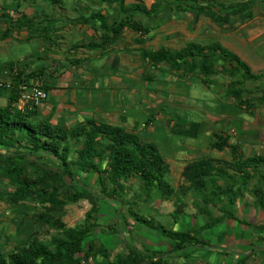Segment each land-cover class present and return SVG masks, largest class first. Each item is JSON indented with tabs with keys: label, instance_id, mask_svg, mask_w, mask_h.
<instances>
[{
	"label": "trees",
	"instance_id": "trees-1",
	"mask_svg": "<svg viewBox=\"0 0 264 264\" xmlns=\"http://www.w3.org/2000/svg\"><path fill=\"white\" fill-rule=\"evenodd\" d=\"M51 1L57 4L61 2ZM101 1L107 4L116 3L120 9V16L109 26L103 27L105 30L101 40L105 42L116 40L125 27L140 33L147 32L148 26L137 14L154 17L159 13V4L147 8L140 2L125 5L124 0ZM162 1L158 0V3L161 4ZM172 2L173 7L169 10L174 9L178 15L183 12H200L216 21L226 22L231 15L247 12L252 0ZM166 14L159 13L163 17ZM21 21L18 18L10 25L22 27ZM99 43L91 42V45L99 46ZM140 53L154 65L165 63L174 69L183 67L188 71L198 70L205 82H208L216 71L215 61L222 59L221 70L231 79L226 85V95L238 99L241 104L248 103L250 111L254 109L250 100L241 97L244 92H254V89L245 83L264 80V73H253L238 54L220 42L213 41L206 45L188 42L175 51L165 47L156 50L141 48ZM15 67L17 75L13 77L14 81L22 74V71ZM2 93H5L7 103L0 106V177L7 179L14 188L0 190V199L5 198L17 203L34 194L40 202L49 203L50 207H63L66 203L76 202L81 198L91 199L92 205L86 211L81 226L68 227L50 214L36 215L40 221L56 229L58 235L51 236L48 241L30 236L25 244L10 251L0 248V264H142L144 261L145 264H170V254H174L178 259L171 264H187V257L196 248L206 245L205 237H201L197 231L212 229L210 231L213 232V228L220 223L230 224L229 221H236L237 227L243 228L242 232H249L246 242H249L250 251L255 250L256 244L254 245L251 239L254 236L263 244L264 236L252 233L249 221L239 220L233 206L236 200L243 196L245 187L254 179L256 184L251 186V189L258 190L254 201L264 207V156L253 154L245 157L237 146L228 145L226 136L215 133L216 140L212 147L229 149L231 159L221 163L209 157H202L189 162L182 176L190 183L191 188L202 196L204 204L219 203L222 215L213 216L210 221L195 229L171 231L152 219L147 220L132 213L136 220L149 229L170 238V241L163 243L167 248L161 249L163 252H160L147 248L145 244L139 248L131 241L122 240L125 249L112 255L107 245L102 242L96 244L98 232H108L104 229L111 226L103 227L100 223V203L111 200L108 202L119 201V205L127 190L126 182L130 178L139 181L140 189L146 197H150L154 190H160L162 198H169L174 192L164 178L167 164L156 144L142 140L135 131L126 130L119 125L97 122L93 118L64 129L53 125L47 119H35L37 108L26 111L14 109L12 104L17 95L15 85L9 89L0 86V94ZM259 93V99L264 103V88L259 89ZM30 155L34 156L35 160L28 159ZM29 169H32V172L28 173ZM219 178L226 182L220 184ZM222 195L226 197L230 208H227L223 201L218 202L217 197ZM175 215L172 213L174 220H177ZM195 224L196 222L192 225ZM112 226H115V223ZM112 229L118 231L115 227ZM233 248L229 251L236 253V258L230 257V261L225 264H240L249 251Z\"/></svg>",
	"mask_w": 264,
	"mask_h": 264
},
{
	"label": "crops",
	"instance_id": "crops-1",
	"mask_svg": "<svg viewBox=\"0 0 264 264\" xmlns=\"http://www.w3.org/2000/svg\"><path fill=\"white\" fill-rule=\"evenodd\" d=\"M152 1L124 0V4L140 2L149 8L147 4ZM91 3L92 6L100 7V16H97L94 10L90 11L86 5L70 0H61L60 4L53 3L51 0H0V80L7 79L11 70L17 66L26 78L37 77L42 82L48 97L38 108L35 119H47L53 125L69 129L88 118H93L97 122L119 125L126 130L135 131L142 140L155 143L159 152V147L164 148L160 152L167 164L164 178L174 192L169 198H162L160 190H154L160 195L159 201L155 199V204L152 201H144L143 205L141 203L136 210L132 205L129 207V204H126L127 201L119 205V201L112 202L113 206H119L124 211V218L118 221L124 227L125 234L133 230L131 227L133 225L129 222L136 218L132 216V213L155 222L158 221L152 216L166 214L171 216L172 221L177 223L180 219L189 226L193 224V221L204 220L205 217L203 218L201 212L192 208V204L195 203L192 198L194 193L191 194L190 183L184 180L182 172L189 162L202 157H209L221 163L229 161L231 159L229 149L212 147L216 140L215 133L225 136L223 132H227V128L237 126L241 122L242 110L247 111L250 116L257 110L254 108L250 111L248 103L241 104L238 99L226 95V85L231 79L221 70L222 59L215 61V69L219 70L215 71L216 73L208 82H205L198 70L188 71L183 67L174 69L165 63L154 65L141 55L140 49H148L146 45L153 43V40L149 39L150 35L145 33L154 27L152 26L155 23L154 19L161 20L167 17L170 7L157 8L160 14L167 13L164 17L158 13L154 17L144 16L147 18L146 21L141 19L148 26L147 32L140 33L125 27L116 40L105 42L101 40L105 30L103 27L109 26L120 16L119 6L116 3L107 4L101 0H91ZM18 18L23 21H21L22 27L11 26L10 24ZM187 35L183 43L175 38V43L171 45L164 43L160 47L175 51L188 42L202 45L199 41L187 39ZM256 36L254 34L248 36L243 43L238 37V44L221 42V39L214 41L222 43L223 46L238 54L250 66L251 71L258 74L264 73V49L257 47V43L253 44ZM91 42H100V45L92 46ZM158 48H149V50ZM32 72L36 73L31 74ZM194 75L198 76L205 88L214 93L215 103L212 105L216 112H206V115H203L205 118L201 121L190 120L185 114L178 112L187 106L183 104L185 97L187 100L193 98L190 92L191 87H188L189 91L186 94L182 92V89L185 87L187 89V85H193L190 81ZM245 84L252 87L254 92L250 94L244 92L242 99L250 100L254 96H259V89L264 88L263 79L247 81ZM163 92H166L167 96L162 97ZM0 103V106L7 103L5 93L0 94ZM164 103H168L170 108H163ZM259 120L260 118H255L254 124L256 125ZM243 121V128L247 130L241 135L234 136L230 141L227 140L228 145L237 146L239 152L245 157L253 154L264 156L263 143L257 144L255 140L259 134L258 129L251 126L246 119ZM261 123L264 124V120ZM160 129L164 130L163 134L168 133V136L158 134L156 130ZM237 140L245 152H250L249 154L242 152ZM178 141H181V145L176 143ZM244 143H247V149ZM166 147L169 148L166 150ZM218 182L221 184L226 181L219 178ZM180 185H185V188L189 190L185 194L178 192ZM154 191L150 197L154 195ZM245 195L250 200L247 201L244 198ZM244 196L242 199H237L235 204L240 214L244 213L247 206L250 207L249 203L254 199L247 194ZM143 198L146 199V196ZM172 201L185 203L184 210L175 215L178 217L177 220L172 217V213H176L173 210ZM188 204L190 207L187 206ZM212 211L216 216V210ZM130 218L132 220L129 221ZM244 232L247 238L249 232L247 230ZM105 233L98 232V236ZM122 237L125 242L131 241L139 248L143 244L150 249H157L154 248L157 245L159 248L157 250L160 252L167 248L162 245L161 247L158 241L155 244L152 241L146 242L140 237L130 240L128 236H124L123 232ZM205 241L204 247L196 248L187 257V264H218L221 256L229 253L222 244L213 245L209 243V240ZM121 245H116L114 248L118 246V249L114 252L118 251ZM114 252L111 251V254L113 255ZM170 256V264L178 260L174 254ZM142 264H145V261Z\"/></svg>",
	"mask_w": 264,
	"mask_h": 264
},
{
	"label": "rangeland",
	"instance_id": "rangeland-1",
	"mask_svg": "<svg viewBox=\"0 0 264 264\" xmlns=\"http://www.w3.org/2000/svg\"><path fill=\"white\" fill-rule=\"evenodd\" d=\"M70 1L71 2L75 1L84 6L86 5L87 7L90 8V11L94 10V13H96L97 16H100L99 13L101 11V9H99L100 7L92 6L91 0H70ZM130 1H134V0H130ZM172 1L173 0H163L160 4L158 3V0H153L152 2H148L147 6L150 8L151 6L159 4L158 7H161L163 9H168L169 7H173L172 5L174 4V2ZM165 2L167 4H165ZM171 2L172 4H170ZM83 13L86 14V12ZM137 16L143 21H146L145 19H147L143 15L137 14ZM154 22L155 23L152 25L154 27H152L147 33H145L147 35H150L149 39L153 40V43H149V45H146L148 49L158 48L160 46H163L164 43H169V45H171V43L176 41L175 38L180 43H183L186 40L184 39L186 37V34H188L187 39H194L195 41L201 42L202 45L209 44L213 42L215 39H221V42L224 41L228 44L229 43L238 44L239 42L237 39L238 37L241 38V43H243L245 39L247 40L248 36L254 34L255 36L256 35L257 36L255 37V41L253 44L257 43V47L264 49V0H252L251 7L247 12L243 14L231 15L226 22L216 21L210 18L209 16H206L204 13H200V12L199 13L185 12L183 14L178 15L174 9L170 10V13L167 15V17L161 20L156 18L154 19ZM172 34L175 36L171 37L170 35ZM168 47H172V46H168ZM217 70L219 69H216V72ZM190 82L193 83V85L192 86L187 85V89L186 87L183 88L182 92L184 94H186V92L188 93L189 88L191 87L190 92L193 98H188L187 100L186 99L187 97H185V95L183 94L185 97L183 104H186L187 106L185 107V109L183 108L181 109V111L178 112L185 114V116H187V118L190 120L201 121L203 118H205L203 117V115H206V112L209 113L216 112L215 107L212 105V103H215L214 93L210 89L204 87V85L202 84V82H200L197 75H194ZM165 89L166 88H164V90ZM165 96H167V94L166 92L165 93L163 92L162 97ZM225 100H227V98ZM3 103H5V101H3ZM250 103L252 105H255L254 108L255 110H257V112L253 113V115L250 116L247 111L242 110L241 122L237 124V126L233 125L227 128L228 133L225 131L222 132L225 134L227 140L229 141L232 138H234V136L245 133V130H247V128L245 129L243 128V123L245 121V120L243 121V119H246L251 126L258 129L259 134L255 138L256 143L257 144L263 143L262 145H264V124L261 123L262 120H264V103L259 99V96L252 97V99H250ZM162 106L163 108H170L168 103H164ZM255 118H260V120L256 123V125L254 124ZM206 120L208 121V119ZM163 131L164 130L162 129L156 130L158 134H162L164 135V137L165 135L168 136V133L164 132L165 134H163ZM176 143L181 145V141H178ZM230 143L233 144L232 142ZM237 143L240 144L238 140ZM244 144L246 145L245 148L247 149V143ZM240 147L243 150L242 152L248 154L250 153V152H245L241 144ZM167 148L169 147H166V150ZM163 149L164 148L159 147L160 152H162ZM27 158L32 161L35 160V157L31 155L28 156ZM27 172L28 173L32 172V169L27 170ZM251 184L247 185L243 190L244 194H247L250 197L254 198L249 203L250 207L247 206L246 209H244V213L242 214L238 212V207L236 210V205L233 206V209L237 211V218L239 220L249 221V224H251L252 226V228H250L252 230L251 231L252 233L260 234V236L263 237L264 207L259 206L257 204V201H254L256 200L255 193L258 192L257 189L254 190L251 189V186L256 184L254 179L252 180ZM138 185H139V181L137 179L130 178L126 182L127 190L125 189L126 192L124 193L123 200L121 202L127 201L126 204L128 203L129 207L130 205H132V207L136 210L138 209L141 203L143 205L144 201H152L154 204L156 203L155 199L159 201L158 199L160 195L156 194L157 193L156 191H154V195L152 197L150 198L146 197V199H144L143 198L145 197L144 191H141ZM13 188L14 185L12 183L8 182L7 179L0 177V190L7 191V190H12ZM188 190L189 189L185 188V185L182 186L180 185V187L178 188V192L182 194H185ZM191 194H193L192 198H194V202H195V203L192 202L194 204V205L192 204V208L194 207L193 208L194 210L196 209V211L198 212L200 211L203 218L205 217L204 220L201 221L197 220L195 226H193L192 224H191L192 226L191 225L189 226L180 219L177 220L176 223L171 220V216L166 214L154 215L155 217L152 216V218L153 219L155 218V220L158 221L157 223L164 226V228H166L167 230L175 231V230H187L188 228L195 229L200 224L210 221L212 217L215 215L213 214L212 211L213 209L216 210L217 215H222V211L219 203L218 204L209 203V205L204 204L202 202L203 201L202 196L199 193H196L194 189H191ZM243 196L240 197V199H242ZM244 198L247 201L250 200V198L247 197L246 195L244 196ZM217 200L218 202L220 200L223 201V203L227 204V199L223 195L217 197ZM108 201L111 200H106L104 203H100V212L102 213V215L100 216L101 218L100 223L103 227L104 225H111V226L109 228L104 229L105 231H108L105 234H102L100 236H98L99 234L97 235V239H96L97 245L99 244V242H102L103 244L107 245L112 252H114V250L118 249V246L121 245L122 240H124V237H122V232L124 236H128L130 240L140 237L142 240L146 242L152 241L156 244L158 241V243L159 244L161 243L163 247H165L163 243L165 244L166 242L170 241V238H168L167 236H163L158 231L149 229L144 224L140 223V221H137L136 219L132 220L131 218L128 220L133 221V222L131 221L132 223L129 222L130 224L133 225L131 226L133 227L132 228L133 230H130V232L125 234L124 227L118 221L124 218L125 215L124 211L121 210L119 206L116 205L113 206L112 203ZM162 202L163 201H161V203ZM172 202H173V206H172L173 210L176 212L175 214H178L180 211L184 210L185 208L184 202L182 201H172ZM240 202L241 204L244 205L242 201ZM196 203H198V205H196ZM123 204L125 205V203ZM91 205H92L91 199L81 198L76 202H68L65 205H63V207H50L49 203L40 202V200L36 198V195L34 194L29 196L26 200L19 201L17 203H12L5 198L0 199V248L6 251H10L19 245L25 244L27 238L30 236H37L42 240L48 241L51 238V236L58 235V231L56 229L43 223L36 217V215L38 214H44V215L50 214L55 218H59L68 227L81 226L84 223L85 213L91 207ZM187 206L190 207L189 204ZM226 207L230 208L231 206L230 204H227ZM114 209H117L118 211L117 210L115 211ZM150 209L152 210V208ZM207 211L208 213H206ZM229 222L230 224H227V222L220 223L218 226L215 227V229L213 228L214 230L213 232L210 231L212 229H207L203 231H197V233H199L201 237H205V240L206 239L209 240L210 244L213 245L215 243L222 244L224 247H226L227 250H231V248L233 250L234 248L232 246L241 250H249L247 251L245 257L243 258L240 264H264V252H263L264 242L263 244H260L261 242L260 239H256V237L254 236L251 239L253 241V244L254 245L256 244V246L254 247L255 250L250 251V247L248 246L249 242L248 243L246 242L247 238L244 235L245 233L240 231L242 229L237 227L236 221H229ZM114 223L115 226H112V224L114 225ZM194 223L195 221H193V224ZM112 227H115L116 230L118 231H114ZM233 231L235 232L234 234ZM116 242L118 243L116 244ZM115 244L118 245L117 248H114L116 247ZM245 247L247 248L245 249ZM154 248L159 249L157 245ZM124 249L125 248L123 247V245H121L119 248V250L121 251H123ZM230 257L236 258V253L229 251L227 255L226 254L222 255L218 264H225L229 262ZM86 264H92V263L88 262Z\"/></svg>",
	"mask_w": 264,
	"mask_h": 264
},
{
	"label": "built area",
	"instance_id": "built-area-1",
	"mask_svg": "<svg viewBox=\"0 0 264 264\" xmlns=\"http://www.w3.org/2000/svg\"><path fill=\"white\" fill-rule=\"evenodd\" d=\"M15 75H17V71L14 68L7 79L0 80V86L9 89L15 85L17 89L12 107L20 111L41 107L48 97L47 90L43 87L42 82L37 77L26 78L23 73L14 81L13 77Z\"/></svg>",
	"mask_w": 264,
	"mask_h": 264
}]
</instances>
